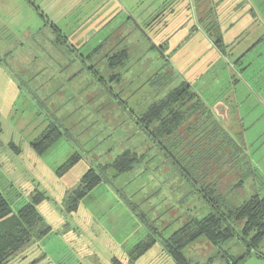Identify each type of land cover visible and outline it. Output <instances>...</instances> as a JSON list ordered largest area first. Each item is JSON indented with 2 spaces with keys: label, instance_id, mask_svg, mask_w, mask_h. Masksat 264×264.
I'll list each match as a JSON object with an SVG mask.
<instances>
[{
  "label": "rangeland",
  "instance_id": "374dc122",
  "mask_svg": "<svg viewBox=\"0 0 264 264\" xmlns=\"http://www.w3.org/2000/svg\"><path fill=\"white\" fill-rule=\"evenodd\" d=\"M249 1L252 25L239 30L248 14L239 0H0V190L14 212L31 194L43 193L38 210L52 228L32 258L45 252L55 264L127 263L136 246L154 237L137 264H177L165 239L211 209L138 133L135 117L184 81L227 129V150L238 149L241 162L252 167L230 201L264 196V11L261 0ZM35 6L69 46L53 43ZM213 21L223 30H210ZM70 45L80 49L77 56ZM122 49H128V65L112 70L104 56ZM116 73H122L119 81ZM157 73L168 74L169 84L154 83ZM51 126L62 134L39 155L33 145ZM127 150L143 156L118 175L110 164ZM76 154L80 160L62 174ZM91 168L103 181L69 213L66 198ZM246 250L239 231L218 246L200 238L184 254L190 264H231Z\"/></svg>",
  "mask_w": 264,
  "mask_h": 264
},
{
  "label": "trees",
  "instance_id": "16d2710c",
  "mask_svg": "<svg viewBox=\"0 0 264 264\" xmlns=\"http://www.w3.org/2000/svg\"><path fill=\"white\" fill-rule=\"evenodd\" d=\"M30 3L34 6L31 1ZM38 9L36 7L40 17L47 22V26L55 35L53 43L66 46L69 41L61 30L50 23ZM209 23L210 30H223L218 22ZM223 43V35L220 32L216 44L221 47L225 46ZM99 48L89 54L87 59H91L101 49ZM105 56L104 59L112 70L125 69L130 59L128 49ZM121 76L122 73L113 75L118 81ZM156 82L169 84L170 76L157 73L154 77V83ZM135 121L141 130L138 133L144 134L147 140L159 148L161 154L174 165L185 182L192 184L211 209L205 217L190 219L170 238L165 239V249L173 260L177 264H190L184 254L189 245L205 238L212 245L218 246L233 239L239 231L247 250L243 255L230 259L231 264H241L252 256L262 257L260 247L264 242V196L253 194L236 205L230 201L229 196L244 188L253 170L247 162H241V156L235 152L239 151L238 149L233 153L227 150L232 149L229 133L201 95L184 81L169 90L159 101L151 104L140 117H135ZM48 130L41 140L33 145L39 155L44 154L62 134L58 126H51ZM141 155L136 150H127L119 155L110 167L118 175L123 174L140 162ZM80 158L78 154L71 157L63 165L61 173L68 171ZM102 181L100 172L89 169L74 194H68L66 210L69 213L77 211L81 201ZM44 200L45 195L37 191L31 194L29 202L14 212L11 203L0 190V264H55L47 259L45 252L42 259L38 256L32 258L33 254L39 253L34 252V246L52 232L51 226L38 210ZM240 225L241 230L238 229ZM155 242L154 237H149L132 250L135 256H129L127 263L113 258L112 264H137L139 257ZM39 250L42 251L41 248Z\"/></svg>",
  "mask_w": 264,
  "mask_h": 264
},
{
  "label": "crops",
  "instance_id": "0c3cea01",
  "mask_svg": "<svg viewBox=\"0 0 264 264\" xmlns=\"http://www.w3.org/2000/svg\"><path fill=\"white\" fill-rule=\"evenodd\" d=\"M241 3L240 4H243V6L241 7L243 9V11H247V15L241 20V26L239 28V30H247V28H249V26H251V21L247 19V16L250 17V14L254 12V8L253 6L251 5V2L249 0H239ZM262 4H261V10L264 11V0H261ZM32 2V1H31ZM222 2V0H221ZM240 8V7H239ZM237 10V8H235ZM264 14V12H262ZM240 16V15H239ZM252 17V16H251ZM259 17L256 16V17H252V19H258ZM240 23H238V26H239ZM261 30V28H260ZM252 260H258L260 261L261 263H263L262 261H264V251H263V256L262 257H258V256H252V257H249L247 258L245 262H250ZM243 263V264H244Z\"/></svg>",
  "mask_w": 264,
  "mask_h": 264
},
{
  "label": "flooded vegetation",
  "instance_id": "af4514ba",
  "mask_svg": "<svg viewBox=\"0 0 264 264\" xmlns=\"http://www.w3.org/2000/svg\"><path fill=\"white\" fill-rule=\"evenodd\" d=\"M48 28H49V27H48ZM58 29L61 30L59 27H58ZM40 30H42V29H40ZM61 32H62V30H61ZM68 41H69V40H68ZM68 43H69V42H68ZM55 45H56V44H55ZM56 46H57V47H59V46L63 47V44H61V45L59 44V45H56ZM64 46H65V45H64ZM66 46H69V44H67ZM98 47L102 48L103 46L101 47V45H100V46H98ZM70 48H72L73 50H74V49H78V48H76V47H74V46H72V45H70ZM111 50H112V49H111ZM111 50H110V51H111ZM110 51L106 54V56H107L108 54L111 55V52H110ZM106 56H105V57H106Z\"/></svg>",
  "mask_w": 264,
  "mask_h": 264
},
{
  "label": "water",
  "instance_id": "95a60500",
  "mask_svg": "<svg viewBox=\"0 0 264 264\" xmlns=\"http://www.w3.org/2000/svg\"><path fill=\"white\" fill-rule=\"evenodd\" d=\"M219 109H220V108H219ZM220 113H221V114H223V113H224V111H222V110H221V112H220Z\"/></svg>",
  "mask_w": 264,
  "mask_h": 264
}]
</instances>
